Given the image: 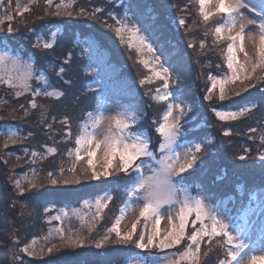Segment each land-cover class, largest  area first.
<instances>
[{
  "label": "trees",
  "instance_id": "trees-1",
  "mask_svg": "<svg viewBox=\"0 0 264 264\" xmlns=\"http://www.w3.org/2000/svg\"><path fill=\"white\" fill-rule=\"evenodd\" d=\"M61 3L72 4V17L49 14L47 19L50 23H43L47 27L27 30L24 34L27 41L0 37V52L31 58L38 73L48 72L57 89L65 93L60 100L43 95L35 97L38 104L47 107V119L41 118L43 109L30 108L32 93L29 99H19L16 103H13L10 93H0V116L3 117L0 119V132H16L22 138L5 149L6 135H0V264H123L124 260L128 262L133 256H143L140 249L117 243L114 233L103 248L95 247L96 242L109 235L108 229L119 216L120 197L129 194L135 183L134 173L119 172L111 179L82 180L80 184L53 185L45 182L42 188L25 191L23 196L14 187L17 179L27 187L25 176L30 179L32 169L38 170L42 179L49 172L54 177L58 176L61 166L68 169L72 163L68 153L76 146L80 124L94 109L100 94L123 102L142 104L144 113L140 127L157 138H152L154 148L160 143V135L152 130V126L161 122L165 104L153 99L156 81L141 83L152 73L138 63V53L123 44L108 27L117 26L116 19H122L125 13L131 18L130 24L134 22L144 35L155 38L158 55L162 57L161 64L171 68L178 66L194 80L187 79L184 89L178 91L180 96L185 92L192 105L189 114L181 120L184 135L180 140L200 143L204 150L198 154L197 166L183 174L182 186L191 192L204 193L214 204L225 202L231 213L237 204H249L255 199V193L264 192V161L252 148L259 136L256 131H264V83H257L256 87L241 92L239 96L232 95L225 101H219L218 89L213 93L212 100L206 99L209 76L227 71L224 57L219 61L221 50L225 54L227 45L213 40L212 29L219 25L217 16L205 25L196 0H53L51 8L47 3L41 8L49 9L51 13ZM97 8L101 11L95 12L93 19ZM81 10L88 15H76ZM179 19L185 20L183 26L178 24ZM57 30L60 32L56 34L52 49L36 47L38 38L41 45L51 42L52 33ZM16 35V38L20 36ZM201 43L205 44L203 49L200 48ZM193 44L195 47L191 46ZM145 56L148 58L150 54ZM220 63L226 68L217 70ZM60 67L64 68L63 75L59 73ZM94 81L100 83L99 87L93 85ZM37 85L34 84L33 89ZM247 103H254L256 107L236 121H221L213 111L222 108L238 110ZM25 110L29 113L27 116L24 115ZM65 119L68 123H62ZM225 131H230L231 135L225 136ZM69 132L71 137L67 135ZM209 140L212 143H207ZM52 147L57 150L55 155L48 152ZM259 147L263 148L260 154H264V143ZM33 151L38 153L34 164L31 163ZM241 155L246 159L240 160ZM219 160L227 168L234 164L235 170L242 169L246 174H224ZM212 167L218 170L214 175L208 173ZM65 173L67 175V171ZM105 193L115 197L103 211V219L95 222L93 231L89 232L85 226L63 217L66 208H80L89 198ZM57 215L61 216L63 223L55 219ZM61 226L68 235L77 233L85 240V246L59 248L47 254L46 248L59 242L55 229ZM50 231L52 235L46 242L44 237ZM33 240L36 241L34 250L39 253L43 247L44 255L29 256L20 251L32 245ZM219 249L217 242L213 241L204 250L205 258Z\"/></svg>",
  "mask_w": 264,
  "mask_h": 264
},
{
  "label": "snow or ice",
  "instance_id": "snow-or-ice-1",
  "mask_svg": "<svg viewBox=\"0 0 264 264\" xmlns=\"http://www.w3.org/2000/svg\"><path fill=\"white\" fill-rule=\"evenodd\" d=\"M30 4L38 3V0H29ZM199 6V15L205 25L215 16L221 17L222 20L218 26H214L213 33L216 42L227 40L229 43L225 49L224 59L227 65V71L222 77L210 75L211 87L208 89L206 99L212 100L213 93L218 89L219 101H225L232 95L239 96L241 92L248 91L249 88L256 87L257 83H264V0L260 5L257 13L259 16L258 31L255 36L251 31H246L247 24H257V21L246 19L241 9L248 7L244 0H196ZM49 8L53 5V0H47ZM214 5L215 11H209V6ZM4 7V0H0V8ZM72 4H58L55 11L49 14L60 17L74 15ZM20 16L30 11L28 4L16 5ZM94 10L92 18H95ZM79 16H87L88 14L81 10L76 13ZM111 15V13H109ZM115 19V18H114ZM131 18L124 14L122 19H116V25H109L119 37L120 41L130 50H135L139 55L138 63L149 69L151 76L141 81L142 84H150L154 80L163 81V91L160 88L155 90L156 95L153 99L157 102H167V107L162 115L161 122L157 125L156 131L162 138V142L158 146L160 155L150 147L151 138L146 130L133 131L134 125L140 122V113L142 110L128 112L126 110H117L115 115L106 116L102 110L101 104H96L95 111L86 114V119L80 124L79 135L75 138V148L68 153L73 158V163L68 169L60 167L58 176L52 172L42 179L39 171L32 169L31 178L25 176L27 187L23 186L20 179L15 181L14 187L19 195L23 196L25 191L38 190L44 186L45 182L53 185L63 183L80 184L82 180L99 181L101 177H109L113 171L117 173L135 174V183L132 187L131 194L128 199L123 201V207L119 210V216L108 229L109 235L104 236L95 243L96 248H103L111 239V234H115L116 242L122 245L132 244L136 249L149 252L153 248H158L161 252L168 249L178 248L185 240L187 245L184 250L173 255H166L160 264H201V245L207 241L208 245H212L216 241L218 246L224 250V259L219 264H264V228L259 230V239L252 241L251 233V216L255 209L249 207L241 214L242 225H237L230 229L229 224L224 221L221 214L214 211L206 202V197L192 199L186 189L180 187L184 173L189 172L197 163L198 154L203 152L200 143H196L191 147H187L186 151L178 150L181 145L178 143L181 136L184 135V126L181 123L185 115L186 108L191 111V105L185 104L179 95L173 99V93L169 91V81L171 73L169 68L159 63V58L154 60L150 57L146 58L145 54L155 55L153 45L149 43L140 27L136 24L129 23ZM13 16L7 14V10L0 15V32L4 31V25L7 21L9 26L7 32H13L11 21ZM178 24L183 26L184 19H179ZM235 33V34H233ZM227 34V35H226ZM207 35V32L205 33ZM52 41L44 42L41 45L39 40L36 41V47L43 49H52L55 44L56 32L52 33ZM246 37L253 42L257 49V59L253 60L249 56L245 47ZM195 47V45H191ZM205 47L204 43L200 44V48ZM243 54V61L238 54ZM60 75H63L64 68H59ZM39 80L43 85H48V79L44 75H38L34 68L31 58L24 61L19 56H12L4 51L0 53V84H7L9 88H18L15 95L17 97L26 92L32 93L30 108L43 109L40 115L42 119H47V107L38 104L35 97L45 96L55 100H60L65 93L57 90L33 89L31 81ZM238 85V87H236ZM23 107V106H21ZM256 105L247 103L238 110H230L222 108L220 110L213 109L215 115L221 121H236L241 117L248 115ZM179 110V115L174 118L173 113ZM29 113L25 110L24 115ZM0 119H3L0 116ZM62 123H68L67 119ZM107 127L104 128V125ZM51 128V124H49ZM104 128L103 131H100ZM91 129V130H90ZM252 131H256L253 129ZM0 135H6L3 147L8 148L9 144H15L22 138L16 132L10 134L0 132ZM71 137V132L67 134ZM225 136L231 135L230 131L224 132ZM260 140L264 143V131H262ZM207 143H212L211 140ZM56 148L48 149L52 155L56 154ZM27 153V150L25 149ZM31 163H36L38 153H31ZM19 159V158H17ZM240 160L246 159L244 155L239 157ZM264 161V154L259 156ZM98 167L100 170L98 171ZM65 171L70 175L65 176ZM150 172V175L146 173ZM112 200L110 194L105 193L98 196L91 203L85 202L86 207L91 210L95 208L91 217H81L88 231L94 230L95 221L103 219V211L108 208ZM142 206L139 211V218L132 224L127 232L121 231V224L128 211H135L133 205ZM175 208L173 213L172 209ZM51 211V209H49ZM31 214V213H29ZM63 217H69V212L64 211ZM168 220V228L161 230V223L165 219ZM56 220H61V216L57 215ZM143 220V230L137 236V228ZM51 223V220L48 221ZM151 225V231H149ZM191 227V232H189ZM71 232V229H68ZM59 242L52 243L46 248L47 254H52L59 248H83L85 240L77 233L71 235L66 234L63 226L55 229ZM52 233L44 237L47 242ZM135 237V238H134ZM219 238V239H218ZM36 241H32V245L25 246L20 251L29 256L44 255L45 248H41L39 253L34 250Z\"/></svg>",
  "mask_w": 264,
  "mask_h": 264
},
{
  "label": "rangeland",
  "instance_id": "rangeland-1",
  "mask_svg": "<svg viewBox=\"0 0 264 264\" xmlns=\"http://www.w3.org/2000/svg\"><path fill=\"white\" fill-rule=\"evenodd\" d=\"M59 1H62V0H59ZM18 2L21 5L28 4L29 7H30V11L27 12V13H24L23 16H20L18 11H17V8H16V5H17ZM244 2L248 5V7L241 9V12L244 14L246 19H251V20L257 21V24H247L246 25V31H251L252 35L255 36L257 31H258V22H259V19H260L259 16L257 15V13L260 10V5H261L262 0H244ZM45 3H47V0H38V3H36V4H30L29 0H4V7L0 8V15H3L5 13V10H7V14L13 16V20L11 21V27L13 28V32H11V33L7 32V27L9 26V23L6 21L5 25H4V31L0 32V37L4 38V36H6V37L11 38L12 40L27 41V39L25 40V36H24V34L27 33V30L30 31V30H34L36 28H45V27H47V26H44L43 23L44 22H47V24L50 23L49 19H47V18H49L50 10L41 8V6L44 5ZM208 10L209 11H215L214 5L209 6ZM217 18H218V23H220L222 18L218 17V16H217ZM54 32H56V34H58L60 31L57 30V31H54ZM16 34H19L20 36L18 38H16L17 37ZM233 34H235V33H233ZM145 36L148 37L149 43H151L153 45V48L155 49V55L152 56L150 54L149 57L151 59H153V60L158 57L159 58V63L161 64L162 57L158 55L159 49H158V44L154 42L155 38H151V37H149L147 35H145ZM40 39L42 41H44L43 38H40ZM213 40H214L215 43H217L215 35L213 36ZM220 42H225L226 45L229 43L227 40H223V41H220ZM245 47H246V50L249 53V56H251L253 58V60H256L258 58L257 57V49H256V47H254L253 42L250 39H248L247 37L245 39ZM0 53H3V52H0ZM7 53L9 55H12V56H19V55L13 54L11 52H7ZM223 54H224V51L221 50L219 61H221L222 57H224L225 54L224 55ZM238 55L240 56V59L243 61V59H244L243 54L240 53ZM19 57H21V56H19ZM21 58L24 61H29V58H23V57H21ZM31 62L33 63V66L35 68L34 60L31 59ZM131 65H134V66L140 68L137 64L131 63ZM218 66L219 67H217V70H220L222 68H226V66L223 65L222 63H220ZM177 67L176 68L168 67L169 68V72L171 73V80L169 81V91H171L173 93V99H175L176 96L179 95L178 94L179 90L181 91V89H184V84L187 83L188 80L189 81L190 80L194 81L193 79L190 78L189 75L187 77V75L183 72L184 71L183 69L180 70ZM46 73H41V72L38 73V71H37L38 75H44V76L47 77L48 85L45 86L39 80H35L34 79L33 81H31L32 88H34V84H38L37 86H35V89H40L42 92L45 90V87H47V90H57V91H59L57 89L55 83L53 82L51 76L49 75V73L48 72H46ZM224 73H225L224 71H219V73L214 75V76H217L218 78H220V77L223 76ZM154 81H156V82H155V85L153 86V89L156 90L157 88H160L163 91V81H161V80H154ZM93 83H95V81ZM156 83H159V84H156ZM93 85H95V87H99L100 83H98V84L95 83ZM210 87H211V81H210L209 88ZM17 91H20V89H18V88H9L7 84H0V93H3V92L4 93L5 92L10 93L12 95V97L14 98L13 99V103L18 102L19 99H20V101H22L23 98H25V99H29L30 98L31 92H26L23 95L17 97L15 95V93ZM155 95H156V92H155ZM179 97L183 101H185V104H190L191 105L190 101L188 100L190 98H187V95H186L185 92H183L182 96L179 95ZM98 103L101 104L102 110L105 112L106 116L115 115V113H116V111L118 109L119 110H126L128 112H133V111H137V109H140V110H142L141 113H140V119L142 117V114L144 113L143 105L140 104V103H137V102L128 103V102H125V101L123 102L122 100H117V99H112V98L105 97L102 94H100L99 97H98V100H97L96 104H98ZM163 103L165 104V109L164 110H166L167 102H163ZM218 110H220V109H218ZM92 111L93 112L95 111V107H94V109ZM185 114H189L187 108H186ZM178 115H179V110L177 109L173 113V116L175 118ZM187 120L189 122V118ZM159 123L160 122L154 124L152 126V130L155 131L156 127H157V125ZM140 124L141 123L139 122L136 125H134L133 131L145 130V129L140 127ZM106 127H107V124L104 125V128H106ZM104 128H101L100 131H103ZM256 132H257V136L258 135L259 136H258L257 140L255 139L256 141L252 145V148L255 150V153H258V155L260 156L261 155L260 152L263 150V148L259 147L260 145H262V142L260 140V136H261L262 131L259 129ZM155 133L158 134L157 131ZM148 135H149V133H148ZM18 136H19V134H18ZM150 138H151L150 147L153 149V151H156L157 155L159 156L160 153L158 151V146L162 142V138L160 137V143L157 144L156 148H154L152 146L153 145L152 138H154L156 140H157V138L156 137H151V136H150ZM178 143L181 145V147L178 150H180L182 152L186 151L187 147H191V146L195 145V143L182 142L180 139H179ZM254 146H255V148H254ZM70 158L72 159V163H73V158L72 157H70ZM197 162H199V159L197 160ZM72 163L70 164L69 167H71ZM216 163H217V161H216ZM218 164H221V167L223 169L224 174H233V173H235V174L241 173L243 175L246 174V172L243 171L242 169L241 170H239V169L235 170L234 166H236V165H234V164L231 165L228 168L225 166V163L222 160H219ZM196 166H197V163L192 169H194ZM97 170L99 171L100 168L98 167ZM217 172H218V170H217L216 167H212L208 171L209 174L211 173L213 175L215 173H217ZM121 173H123V172H121ZM119 174L120 173H117L116 171H113L111 176H114V175L118 176ZM146 174L150 175L151 173L147 172ZM69 175L70 174L68 172H67V175L65 173L66 177L69 176ZM111 176H109V177H101V179L99 181L106 180V179H109V178L111 179ZM240 177H243V176H240ZM89 180H90V182L95 181V180L88 179L87 182ZM180 187L183 188V189H186L188 195L192 199H196V198H200V197H206L201 192H199V193L191 192L188 188L182 186V184H180ZM131 191H132V189H131ZM131 191H130L129 194H126V195L122 194L121 195V197H120V201L121 202H119L120 208L123 207V201L128 199V196L131 194ZM109 194L112 196V200H113L115 196H113L111 193H109ZM98 196H102V195H97V196H95L93 198H89L86 202L91 203ZM206 202L210 205V207L214 211H216V212L221 214V216L224 219V221L229 224L230 229L234 228L237 225H242L243 224V221L240 218L241 214L243 213L244 210H246L249 207V205H248L247 208H245V206L240 207L241 210H242L241 213H238V217L240 219V222L239 223L238 222L237 223H233L234 222L233 215H232L233 213H230V211L226 208V203L225 202L214 204L208 198H207ZM250 204H251V207L253 209H255V212L252 214L251 220H250L251 233H252L251 239H252V241H257L259 239V230L264 228V193H261V192L260 193L259 192L255 193L254 203H250ZM141 206H142V201L139 204L133 205V207L135 208V211H131L130 210V211L127 212V214H126V216H125V218H124V220L122 221V224H121V231L122 232L129 231L130 228H131V224L136 219L139 218V211H140V207ZM64 211H68L69 212V217H67L68 220L73 221L75 223H78V225L85 226L84 222H83V219L81 217H91L92 213L95 211V208H92L91 210H89L86 207V204L83 203L82 206H80V208H66ZM172 211L174 213L175 212V208H173ZM237 212L238 211H235V213H237ZM143 223H144L143 220H141V224L137 228V236L143 230V227H142ZM168 226H169L168 225V220H167V217L165 216V219L161 223V230L163 231V230L167 229ZM149 231H151V225H149ZM189 232H191V227H189ZM128 245L133 246L132 244H128ZM186 245H187V240H185L178 248L168 249V250H165L164 252H161L158 248H153L149 252H145L143 250H140V252L142 253L143 256H139V255L133 256L131 260H128V262H127V260H124L123 264H160V262L163 261V259H164V257L166 255H173V254L179 253L180 251L184 250ZM207 246H208V244H207V241L205 240V243L201 245V264H204V262H206V264H219V261L224 259V250L222 248H220L219 251H217L215 253L211 252L205 258L204 250H206ZM137 250H139V249H137Z\"/></svg>",
  "mask_w": 264,
  "mask_h": 264
}]
</instances>
